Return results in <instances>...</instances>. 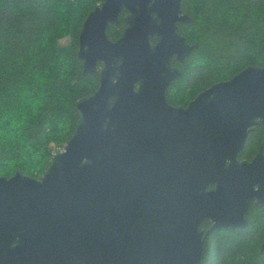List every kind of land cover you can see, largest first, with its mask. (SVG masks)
I'll list each match as a JSON object with an SVG mask.
<instances>
[{"label": "water", "instance_id": "obj_1", "mask_svg": "<svg viewBox=\"0 0 264 264\" xmlns=\"http://www.w3.org/2000/svg\"><path fill=\"white\" fill-rule=\"evenodd\" d=\"M190 22L181 0H102L89 13L77 58L99 86L76 101L73 134L39 179L0 177V264H200L206 236L248 226L264 205V139L250 162L238 154L264 125V67L170 106L182 75L171 60L197 48L178 32Z\"/></svg>", "mask_w": 264, "mask_h": 264}, {"label": "trees", "instance_id": "obj_2", "mask_svg": "<svg viewBox=\"0 0 264 264\" xmlns=\"http://www.w3.org/2000/svg\"><path fill=\"white\" fill-rule=\"evenodd\" d=\"M102 0H0V177L15 172L39 179L53 152L71 138L75 103L99 86L98 76H83L77 58L84 20ZM191 19L178 32L197 48L182 75L166 90V100L185 106L210 86L246 67H264V0H181ZM110 26L117 40L123 28ZM66 40L65 43L61 41ZM263 136L259 127L239 158H248ZM248 226L213 231L203 242L200 264H264V205H251Z\"/></svg>", "mask_w": 264, "mask_h": 264}, {"label": "flooded vegetation", "instance_id": "obj_3", "mask_svg": "<svg viewBox=\"0 0 264 264\" xmlns=\"http://www.w3.org/2000/svg\"><path fill=\"white\" fill-rule=\"evenodd\" d=\"M101 4V3H100ZM99 4V5H100ZM122 12H124V11H122ZM121 14V13H120ZM124 15H125V12H124ZM123 15V16H124ZM119 18H120V15H119ZM120 20V19H119ZM124 22V21H123ZM121 23V22H120ZM121 26V25H120ZM110 27V26H109ZM108 27V28H109ZM113 27V26H112ZM126 27V26H125ZM124 27V28H125ZM115 28V27H114ZM123 28V29H124ZM117 29V28H116ZM108 30V29H107ZM123 31V30H122ZM107 32V31H106ZM152 43H154V40H152ZM174 59V58H173ZM172 59V60H173ZM172 60H171V65H172ZM175 60V59H174ZM180 64V63H179ZM173 68H177V67H174V66H172ZM197 96V95H196ZM167 101V100H166ZM192 101V100H191ZM191 101H189L185 106H179V105H172V104H170V103H168L170 106H172V107H175V108H186V106L191 102ZM263 127V136H262V138L260 139V141L258 142V148H257V150H256V152L255 153H253L252 155H248L247 157L248 158H242V159H240L239 158V154L243 151V149H244V147H245V145H244V147H243V149H242V151L238 154V159L240 160V161H247V162H250L256 155H257V153H258V150H259V147H260V145H261V143H262V141H263V139H264V125H259V126H257V127H255V129L253 130V132H255L256 131V129L257 128H259V127ZM253 132H251L250 134H249V136L253 133ZM248 136V137H249ZM248 139V138H247ZM247 141V140H246ZM246 144V143H245ZM10 178V177H9ZM213 187L212 186H210V187H208V190H210V189H212ZM252 205H255V203H253ZM210 226H211V224H210V222H203L202 223V225H201V229L202 230H208L209 228H210ZM14 246V245H13Z\"/></svg>", "mask_w": 264, "mask_h": 264}, {"label": "rangeland", "instance_id": "obj_4", "mask_svg": "<svg viewBox=\"0 0 264 264\" xmlns=\"http://www.w3.org/2000/svg\"><path fill=\"white\" fill-rule=\"evenodd\" d=\"M65 42H66V40L61 41V43H65Z\"/></svg>", "mask_w": 264, "mask_h": 264}, {"label": "built area", "instance_id": "obj_5", "mask_svg": "<svg viewBox=\"0 0 264 264\" xmlns=\"http://www.w3.org/2000/svg\"><path fill=\"white\" fill-rule=\"evenodd\" d=\"M55 153H57V152H53V155H54Z\"/></svg>", "mask_w": 264, "mask_h": 264}]
</instances>
